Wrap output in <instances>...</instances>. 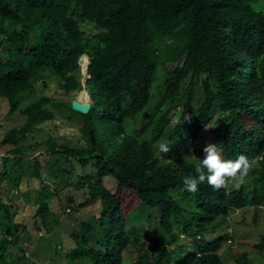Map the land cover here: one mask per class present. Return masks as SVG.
Listing matches in <instances>:
<instances>
[{"label": "trees", "instance_id": "1", "mask_svg": "<svg viewBox=\"0 0 264 264\" xmlns=\"http://www.w3.org/2000/svg\"><path fill=\"white\" fill-rule=\"evenodd\" d=\"M86 23L94 30L89 36L81 28ZM83 55L92 97L86 113L73 110L71 100L44 95L25 103L46 72L64 93L81 88ZM0 102L25 115L23 125L0 140L5 170L10 163L27 164L29 149L45 150L42 159L33 158L35 167L27 165L40 185L38 230L51 229L45 202L51 196L68 211L99 205L98 214L70 234L53 233L50 257L60 245L67 264H128L125 256L137 243L128 232L137 231L126 227L142 205L137 216L155 222L156 229L145 232L148 242L138 245L132 264H224L217 250L231 236L223 233L222 219L253 208L256 233L244 243L235 239L232 264H264V223L255 224L264 215V1L0 0ZM49 103L81 115L87 145L60 151L52 142L45 148L28 140L36 125L53 117ZM143 113L152 122L149 135L172 143L168 162L144 154L150 146L132 135L129 125ZM198 132L210 134L227 159L249 158L251 170L240 187L214 192L203 183L195 194L181 191L195 166L186 143ZM62 155L79 167H64ZM44 165L55 191L42 182ZM73 170L80 171L77 182L63 180ZM10 173H0L4 188ZM105 181L113 183L111 189ZM66 186L83 190L84 200L76 203L68 195L61 202ZM1 193L0 264H36L21 245L17 230L25 228L14 220L11 195Z\"/></svg>", "mask_w": 264, "mask_h": 264}, {"label": "rangeland", "instance_id": "2", "mask_svg": "<svg viewBox=\"0 0 264 264\" xmlns=\"http://www.w3.org/2000/svg\"><path fill=\"white\" fill-rule=\"evenodd\" d=\"M264 1V0H260ZM82 30L88 36L91 35L94 30L93 27L89 24H82ZM87 56H81L79 59L80 62V82L81 88H76L70 91L69 93H64L63 88L60 86V83L55 80L48 72L44 75L42 74L35 80L36 90L26 98L25 103L32 102L35 98L44 95L58 100H71L77 98L81 101L91 102V97L88 90L85 88V81L88 78L84 72L83 67H86ZM45 83V84H43ZM157 84V83H156ZM46 106L50 107L53 110V117L45 122H42L35 126V128L27 134L28 140H32V143L35 142H44L45 148L51 142L56 146V150H60V146L68 147H80L87 145L86 136L84 135V121L81 118L80 114L74 113L70 116L69 112L64 108H59L53 104H47ZM173 118V116H172ZM25 121V115L20 113V108L17 107L15 111L9 112V106L6 102H0V140L12 128H17L23 125ZM147 124V118L143 115L140 119L136 120L131 129H134L137 132L138 136L142 138H148L150 133V127ZM202 147L206 144L211 143L210 141H200ZM45 150L43 147L39 148L36 151H27V155H24L27 164H24L23 167L12 165V163L6 166L5 170L4 163L2 161L3 152L0 151V173L5 174L11 171L10 177L5 178L8 181V188H4L6 185L3 182L4 179H0V191L1 195L6 196L9 192L11 195V203L13 204V214L14 220L17 223H20L24 226V230L19 228L17 232L22 235L21 245L26 250V255L28 260L34 261L36 264H67L63 254L64 250L60 248V245H56L55 249L60 250L59 254L53 257L56 252L51 253L50 249L54 248V241L51 239V236L54 232L60 233L62 235H68L73 229H76L79 223L82 220H87L92 215H97L99 210L98 203H91L87 206L73 210L72 207L70 210H63L62 206H59V199L55 196H51L46 199L48 205V212L46 217L48 222L51 224V229L46 230L41 228L38 230V227H43L39 221L40 216L37 214L38 209V192L40 191L39 180L29 176V173L32 172V169L27 167V165H32L35 167V162L33 158L39 157L42 152ZM61 151V150H60ZM32 152V153H31ZM49 155V154H48ZM50 156H48L49 158ZM13 158V157H12ZM62 165L71 170V167H79V164L74 160L73 162L65 160V156L62 155ZM42 159V156H40ZM44 167L39 168V173L41 175L42 182L50 185L51 191H55L56 184L55 180L49 175L50 169ZM80 171H72L70 174H62L63 180H68L71 183L77 182V174ZM34 179H37L36 181ZM105 185L111 189L113 183L110 181H105ZM62 201H66L68 195H73L75 197L76 203L82 202L86 196L83 190H76L71 186H66L62 189L59 194ZM7 197V196H6ZM138 199V198H136ZM143 206L140 205L132 213V216H129L130 220L128 221V226L126 227L129 231L131 226H134L137 232H128L129 237L133 238L134 236L137 239L136 246L132 245L128 249L126 254V259L128 264H132L133 261L139 254L138 245L142 242L148 241V238L145 236V232L148 231V228L156 229V223H147L144 219H140L137 215L142 212ZM264 212V211H263ZM253 208H243L240 210H235L231 216L227 219H222L221 223L223 224V233H228L233 240L227 238L225 242L222 243L221 247L217 250L222 257L224 264H232L233 258L236 254V247L234 245L235 239L236 242L238 239L244 243L246 239L252 238L255 233V225L253 223ZM132 217V218H131ZM134 217L138 220L134 221ZM37 223V224H36ZM264 223V215L260 214L258 219L255 220V224ZM162 229H160L161 231ZM219 232V231H218ZM213 236H217L214 232L211 233ZM181 240L183 243H190L191 238L185 235H181ZM212 236H209L211 239ZM214 239V237H213ZM53 244V245H52ZM151 245V242H150ZM196 250V249H195ZM232 250V252H230ZM16 252L15 250H12ZM229 251V253H228ZM51 258V259H50ZM17 263V262H16Z\"/></svg>", "mask_w": 264, "mask_h": 264}, {"label": "clouds", "instance_id": "3", "mask_svg": "<svg viewBox=\"0 0 264 264\" xmlns=\"http://www.w3.org/2000/svg\"><path fill=\"white\" fill-rule=\"evenodd\" d=\"M87 66L88 59L86 67L84 69L86 75ZM155 86H157V84ZM156 113L161 114L158 111ZM143 115L146 116L145 113H143ZM172 116L173 118L170 117V121H173L174 119V115ZM141 117H139L138 119H140ZM187 118L188 117L186 116V114H184L183 121ZM133 124L134 122L129 125V129L132 135L138 140H146V142L150 146L144 154L151 155L154 160H165V162H168L169 160L167 158V154L170 151L172 143L166 141L164 136H161L154 140V136L152 133L148 138H142L138 136L137 132H135L134 129H131V125ZM146 125H149L151 132L152 122L147 119ZM168 127L170 128V124L168 125ZM168 130L169 129L165 128L164 133H167ZM201 140H208L211 143H208L204 147H202V144L200 142ZM186 146L189 149L187 158L195 166L190 168V171L193 173V175H189L183 178V188L181 189V191H187L188 193L195 194L198 191V185L205 183L206 187L214 192H228V189L230 187L238 188L247 179V176L249 175V172L251 170V162L249 158L241 154L235 159H227L210 134H200V132H198L197 137L193 140H189L186 143ZM248 186L250 187L249 183Z\"/></svg>", "mask_w": 264, "mask_h": 264}, {"label": "water", "instance_id": "4", "mask_svg": "<svg viewBox=\"0 0 264 264\" xmlns=\"http://www.w3.org/2000/svg\"><path fill=\"white\" fill-rule=\"evenodd\" d=\"M71 108L80 113H86L89 110L90 103L87 101H81L77 98H73L70 101Z\"/></svg>", "mask_w": 264, "mask_h": 264}, {"label": "bare ground", "instance_id": "5", "mask_svg": "<svg viewBox=\"0 0 264 264\" xmlns=\"http://www.w3.org/2000/svg\"><path fill=\"white\" fill-rule=\"evenodd\" d=\"M87 63V62H86ZM83 69H85V67H83Z\"/></svg>", "mask_w": 264, "mask_h": 264}]
</instances>
